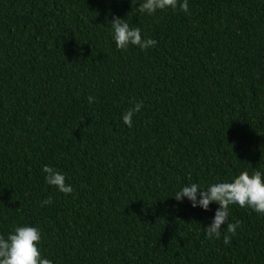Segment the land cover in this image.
I'll return each instance as SVG.
<instances>
[{
  "label": "trees",
  "instance_id": "obj_1",
  "mask_svg": "<svg viewBox=\"0 0 264 264\" xmlns=\"http://www.w3.org/2000/svg\"><path fill=\"white\" fill-rule=\"evenodd\" d=\"M141 3L0 0V235L37 227L52 264H264V215L230 205L226 245L205 234L217 204L174 199L264 178V0ZM114 16L156 46L117 49Z\"/></svg>",
  "mask_w": 264,
  "mask_h": 264
},
{
  "label": "clouds",
  "instance_id": "obj_2",
  "mask_svg": "<svg viewBox=\"0 0 264 264\" xmlns=\"http://www.w3.org/2000/svg\"><path fill=\"white\" fill-rule=\"evenodd\" d=\"M179 10L186 14H191L188 0H143L139 5L141 13L152 15L158 10ZM113 29V39L117 49L126 50L130 45L137 46L141 50L155 47L157 41L151 38H144L139 27H130L124 19L113 17L111 21ZM94 97L89 96L88 101L92 103ZM143 107L142 102H135L134 107L128 109L123 114V123L131 128L133 117ZM42 171L46 174L45 181L48 185L54 186L59 192L70 195L73 194L71 185L65 183V176L55 168L45 165ZM199 197V198H198ZM187 198L193 208L199 206L205 211L209 210V205H218L214 217L206 229L207 239H220L222 231L223 243L230 244L232 237L236 235V230L241 226L240 221L230 222V205H238L241 208L247 207L252 211L264 215V178L260 171L249 174L242 171L231 181L211 184L207 188H202L197 183L184 186L178 191L174 199L182 201ZM52 198L41 201V205H49ZM227 225L225 230L221 225ZM42 234L37 227L18 226L6 238L0 235V264H52L47 258H42L39 244Z\"/></svg>",
  "mask_w": 264,
  "mask_h": 264
}]
</instances>
